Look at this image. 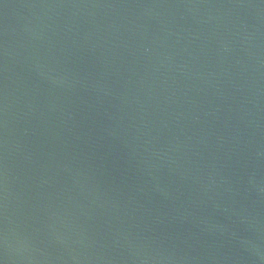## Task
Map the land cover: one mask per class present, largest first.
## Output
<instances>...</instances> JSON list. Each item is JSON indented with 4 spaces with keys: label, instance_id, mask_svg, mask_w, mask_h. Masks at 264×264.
Here are the masks:
<instances>
[{
    "label": "water",
    "instance_id": "1",
    "mask_svg": "<svg viewBox=\"0 0 264 264\" xmlns=\"http://www.w3.org/2000/svg\"><path fill=\"white\" fill-rule=\"evenodd\" d=\"M0 264H264V0H0Z\"/></svg>",
    "mask_w": 264,
    "mask_h": 264
}]
</instances>
